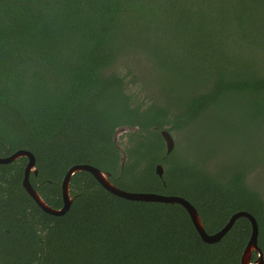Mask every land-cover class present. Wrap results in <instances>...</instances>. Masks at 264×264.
I'll list each match as a JSON object with an SVG mask.
<instances>
[{"label":"trees","instance_id":"1","mask_svg":"<svg viewBox=\"0 0 264 264\" xmlns=\"http://www.w3.org/2000/svg\"><path fill=\"white\" fill-rule=\"evenodd\" d=\"M127 52L195 87L179 113L133 93L132 76L116 72ZM250 118L264 130V0H0V159L32 153V186L52 209L63 208L69 169L87 165L123 191L187 200L209 235L248 213L264 251V202L247 179L264 159L218 161ZM119 127L136 130L119 142L123 171ZM190 129L213 130L209 146L225 168L166 155L161 132ZM27 164L0 165V264H240L251 237L241 219L207 245L183 207L122 200L88 172L71 181L69 213L53 217L23 189Z\"/></svg>","mask_w":264,"mask_h":264},{"label":"rangeland","instance_id":"2","mask_svg":"<svg viewBox=\"0 0 264 264\" xmlns=\"http://www.w3.org/2000/svg\"><path fill=\"white\" fill-rule=\"evenodd\" d=\"M133 45L135 49L141 50L136 42H133ZM123 57L126 60L121 62L119 71L116 72H120L124 76L126 74L132 76L129 79L134 85L131 90L139 96L140 101L145 105L155 104L175 115L180 111V99L195 90L194 86L187 87L174 81L175 75L163 73L146 59H140L137 55H129L128 52ZM114 70H117V68L115 67ZM237 115V110H232L227 114V118L230 121H235ZM223 119H226V114L223 115ZM248 123L239 129L238 134H235L233 144L228 146L224 153L220 154L218 161L225 158V161L230 164L240 160L248 167L261 165L264 159V130H261L252 118L249 119ZM207 131L206 133V129H190L172 132L171 135L175 142V150L179 151L182 158H186V160L193 163L206 161L207 167L215 173V171L225 168V164L218 163L216 161L218 156H213L214 153L209 146V139L213 130ZM219 133L222 138H226L229 134L226 130H219ZM194 145H198V152H194ZM124 153L126 154V150ZM209 154L210 158L206 159ZM247 179L264 201V165L250 171Z\"/></svg>","mask_w":264,"mask_h":264},{"label":"water","instance_id":"3","mask_svg":"<svg viewBox=\"0 0 264 264\" xmlns=\"http://www.w3.org/2000/svg\"><path fill=\"white\" fill-rule=\"evenodd\" d=\"M129 131L136 132L135 129L129 127H119L114 135V145L119 149L123 155L122 157V171L126 165L127 155L124 153L125 149L119 146L121 137L127 134ZM161 137L165 145L166 155L169 156L175 151V142L172 135L168 131H162ZM21 159H26L28 164L25 168L24 179H23V189L27 192L30 198L34 203L41 208L43 212L53 217L61 218L66 216L73 203L75 202V197L72 196L70 185L74 176L78 173L88 172L90 173L111 195L116 196L122 200L135 202V203H146V204H164V205H179L183 207L188 213L192 224L202 239L203 243L207 245H216L223 241V239L233 230L237 222L241 219H247L251 223L252 232L251 237L248 241V244L242 254L240 264H264V253L260 249L259 237H260V227L257 220L250 214L241 212L232 216L227 225L218 233L214 235H209L203 225L202 219L196 210V208L187 200L176 198V197H165L158 195L156 193H131L123 191L117 188L112 182V175L109 172L103 171L98 168H94L87 165H77L73 166L67 172L63 184H62V199H63V208L60 210L52 209L46 204L41 195L33 188L31 184V175L35 177L39 175L37 169L36 158L32 153L26 151H19L13 156L0 159V165L7 166L12 163H15ZM155 173L159 179H163L165 175V168L162 165H157ZM256 252L259 255V258L255 263L251 262L253 253Z\"/></svg>","mask_w":264,"mask_h":264},{"label":"flooded vegetation","instance_id":"4","mask_svg":"<svg viewBox=\"0 0 264 264\" xmlns=\"http://www.w3.org/2000/svg\"><path fill=\"white\" fill-rule=\"evenodd\" d=\"M24 172H25V170H24ZM32 176H34L33 174L31 175V177ZM264 202V201H263ZM256 219V218H255ZM247 220V219H246ZM257 220V219H256ZM249 221V220H248ZM258 222V221H257ZM251 224V223H250ZM258 225H259V227H261L260 226V224H259V222H258ZM251 230H252V226H251ZM261 235H262V232H261V230H260V237H261ZM260 237H259V241H260ZM258 245H259V247H260V249L262 250V252L264 253V251H263V249L261 248V246H260V244L258 243ZM259 258V255H258V253H256V252H254L253 253V255H252V258H251V262L252 263H255L256 261H257V259Z\"/></svg>","mask_w":264,"mask_h":264},{"label":"clouds","instance_id":"5","mask_svg":"<svg viewBox=\"0 0 264 264\" xmlns=\"http://www.w3.org/2000/svg\"><path fill=\"white\" fill-rule=\"evenodd\" d=\"M30 181H31V179H30ZM32 184V183H31Z\"/></svg>","mask_w":264,"mask_h":264}]
</instances>
